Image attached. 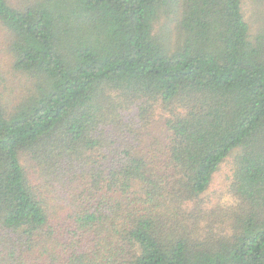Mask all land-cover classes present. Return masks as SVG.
<instances>
[{"label": "trees", "instance_id": "16d2710c", "mask_svg": "<svg viewBox=\"0 0 264 264\" xmlns=\"http://www.w3.org/2000/svg\"><path fill=\"white\" fill-rule=\"evenodd\" d=\"M0 21L25 83L0 76V264H264V0H0Z\"/></svg>", "mask_w": 264, "mask_h": 264}, {"label": "rangeland", "instance_id": "374dc122", "mask_svg": "<svg viewBox=\"0 0 264 264\" xmlns=\"http://www.w3.org/2000/svg\"><path fill=\"white\" fill-rule=\"evenodd\" d=\"M21 1V0H20ZM15 2V1H14ZM11 35L8 29L0 21V76L4 77V83L1 84L11 98L18 96L24 88L25 83H19L20 75H14L12 70V59L9 54V45ZM232 175L231 164H224L221 171L216 174L214 182L209 190V195L213 200L221 194L227 193L229 178Z\"/></svg>", "mask_w": 264, "mask_h": 264}]
</instances>
